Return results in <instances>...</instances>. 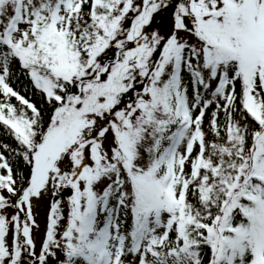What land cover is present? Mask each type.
Wrapping results in <instances>:
<instances>
[{
    "label": "snow or ice",
    "instance_id": "obj_1",
    "mask_svg": "<svg viewBox=\"0 0 264 264\" xmlns=\"http://www.w3.org/2000/svg\"><path fill=\"white\" fill-rule=\"evenodd\" d=\"M0 264H264V0H0Z\"/></svg>",
    "mask_w": 264,
    "mask_h": 264
},
{
    "label": "trees",
    "instance_id": "obj_2",
    "mask_svg": "<svg viewBox=\"0 0 264 264\" xmlns=\"http://www.w3.org/2000/svg\"><path fill=\"white\" fill-rule=\"evenodd\" d=\"M159 19V22L158 23H160L161 22V18H158Z\"/></svg>",
    "mask_w": 264,
    "mask_h": 264
},
{
    "label": "rangeland",
    "instance_id": "obj_3",
    "mask_svg": "<svg viewBox=\"0 0 264 264\" xmlns=\"http://www.w3.org/2000/svg\"><path fill=\"white\" fill-rule=\"evenodd\" d=\"M159 22V19L157 20V23ZM159 24V23H158Z\"/></svg>",
    "mask_w": 264,
    "mask_h": 264
}]
</instances>
